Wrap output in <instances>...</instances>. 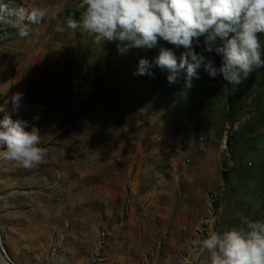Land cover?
Returning a JSON list of instances; mask_svg holds the SVG:
<instances>
[{
    "label": "rangeland",
    "instance_id": "1",
    "mask_svg": "<svg viewBox=\"0 0 264 264\" xmlns=\"http://www.w3.org/2000/svg\"><path fill=\"white\" fill-rule=\"evenodd\" d=\"M4 2L50 9L23 38L0 22V103L23 93L12 118L37 127L45 149L30 169L0 160L9 263L201 264L197 237L264 220V68L239 85L201 69L181 97L182 79L132 75L154 51L121 55L67 29L79 0Z\"/></svg>",
    "mask_w": 264,
    "mask_h": 264
},
{
    "label": "clouds",
    "instance_id": "2",
    "mask_svg": "<svg viewBox=\"0 0 264 264\" xmlns=\"http://www.w3.org/2000/svg\"><path fill=\"white\" fill-rule=\"evenodd\" d=\"M77 7L82 11L69 12L63 21L67 29L87 32L96 43L116 42L121 55L154 51L150 59H137L132 75L151 79L155 68L165 74L169 86L182 79L181 97L193 79L200 78L201 69L212 80L219 77L239 85L264 68L259 42L264 0H79ZM49 11L45 6L11 10L0 0V22L14 23L21 38L28 36V25H39ZM53 30L63 32L64 27L57 24ZM22 98L23 93L16 92L0 103V160L30 169L42 162L45 149L39 146L42 135L37 127L12 118ZM194 243L204 256L201 264H264V220L211 231Z\"/></svg>",
    "mask_w": 264,
    "mask_h": 264
},
{
    "label": "water",
    "instance_id": "3",
    "mask_svg": "<svg viewBox=\"0 0 264 264\" xmlns=\"http://www.w3.org/2000/svg\"><path fill=\"white\" fill-rule=\"evenodd\" d=\"M4 258L5 257H4L3 251L0 248V260H1L2 264H12V263H9V261H6Z\"/></svg>",
    "mask_w": 264,
    "mask_h": 264
},
{
    "label": "bare ground",
    "instance_id": "4",
    "mask_svg": "<svg viewBox=\"0 0 264 264\" xmlns=\"http://www.w3.org/2000/svg\"><path fill=\"white\" fill-rule=\"evenodd\" d=\"M0 244L2 245V243L0 242ZM6 260V258H4ZM7 261V260H6ZM0 264H2L1 260H0Z\"/></svg>",
    "mask_w": 264,
    "mask_h": 264
}]
</instances>
